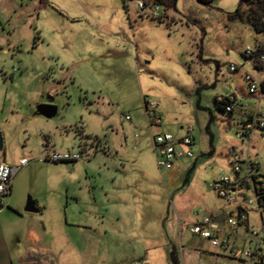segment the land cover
<instances>
[{
  "label": "rangeland",
  "instance_id": "1",
  "mask_svg": "<svg viewBox=\"0 0 264 264\" xmlns=\"http://www.w3.org/2000/svg\"><path fill=\"white\" fill-rule=\"evenodd\" d=\"M238 4L176 0L174 9L159 5L165 25L140 16L135 0H0V163L27 160L0 206V264H174L172 250L175 264L213 261L214 248L189 228L234 211L210 186L231 174V147L241 175L250 161L264 176V135L237 138L240 116L228 126L214 100L235 93L243 103V76L264 78L244 54L264 49V34L227 18ZM48 97L56 114H35ZM249 99L264 111V92ZM146 102L160 128L150 126ZM188 126L194 156L161 178L153 134L183 136ZM46 139L82 158L47 159ZM148 175L162 179V192L171 188L162 220L153 208L135 210L134 186ZM29 201L36 212L25 210Z\"/></svg>",
  "mask_w": 264,
  "mask_h": 264
},
{
  "label": "built area",
  "instance_id": "2",
  "mask_svg": "<svg viewBox=\"0 0 264 264\" xmlns=\"http://www.w3.org/2000/svg\"><path fill=\"white\" fill-rule=\"evenodd\" d=\"M139 15L156 18L159 16L158 4H148L145 0H135ZM256 49L247 47L244 54L254 57L259 62H264V53H257ZM237 67L230 65L231 72ZM243 80L249 94L257 90L264 92V78L259 80L246 73ZM224 102V111L232 113L235 109L240 116V129L236 130V137L243 138L252 131L257 130L264 135V111L258 108H250L243 104L238 98L229 96L217 98ZM153 102H146L145 109L151 127H157L161 123L160 115L155 111ZM129 119L128 116L125 117ZM192 127L185 129V135L174 136L171 133H154L153 148L156 155V165L160 170L169 169L175 161L191 159L194 156L191 136ZM47 159L54 162H76L81 159L80 152L59 153L49 139L45 140ZM242 159L236 154L230 156L231 174L220 176L210 184L216 195L227 204H233L235 211L226 216L223 224H219L211 216L196 219L190 226L189 231L201 239L207 240L209 244L220 250L219 254L213 256V261L200 262L198 264H264V176H255L253 170L257 165L248 161V173L241 176ZM27 160L22 158L17 165L11 166L0 163V202L10 190L11 182L19 168L26 165ZM249 190L252 197L244 194ZM252 213V214H251ZM250 215L259 218V226H253ZM219 257L224 261H217ZM131 264H145L143 261H134Z\"/></svg>",
  "mask_w": 264,
  "mask_h": 264
},
{
  "label": "crops",
  "instance_id": "3",
  "mask_svg": "<svg viewBox=\"0 0 264 264\" xmlns=\"http://www.w3.org/2000/svg\"><path fill=\"white\" fill-rule=\"evenodd\" d=\"M236 71H237V69H236ZM235 72V71H234ZM232 95H234L236 98H240V97H238L235 93H232ZM250 95H252V94H250ZM249 93L247 94V95H243L242 94V96H243V104H247L248 105V103L251 101L250 99H249ZM247 96V97H246ZM217 98H219V97H217ZM247 98V99H246ZM216 99V98H215ZM214 99V100H215ZM215 105H216V103H215ZM250 108H257V107H251L250 105H248ZM146 110V109H145ZM219 111V110H218ZM220 112V111H219ZM220 113H222L223 114V116H224V118H225V122H226V124L228 125V126H230L231 125V123H233L234 122V116H238L239 117V114H238V111L235 109L231 114H226V113H224V112H220ZM238 120V122H240V118H238L237 119ZM160 126H161V123H160V125L159 126H157L156 128H160ZM255 131V130H254ZM257 131V130H256ZM158 132H161V131H156L155 133H158ZM236 132V131H235ZM259 132V131H258ZM259 133H261V132H259ZM236 134V133H235ZM251 134V133H250ZM250 134L248 135V136H245V137H243V138H249V136H250ZM239 139H242V138H239ZM240 142H242V140L240 141ZM193 146H194V143H193ZM154 149V148H153ZM233 151H234V147H231V149H230V151H229V155H227V161L225 162V166H226V168H228L229 166H231L230 165V156L232 155V154H234L233 153ZM154 153H155V151H154ZM187 158H185V159H181V160H178V161H175L174 162V165H176V167H180V166H182L180 163L182 162V161H184V160H186ZM243 161V160H242ZM178 165V166H177ZM180 165V166H179ZM173 167V166H172ZM172 167L171 168H169V169H166V170H164V173L165 174H167V172H169V170L170 169H172ZM141 169H143V168H141ZM160 170V169H159ZM171 171V170H170ZM230 171H231V167H230ZM160 175H161V178H162V170H160ZM253 173H254V171H253ZM171 174H172V172H170V176H171ZM241 174V173H240ZM141 175H144V172L142 171L141 172ZM254 175L255 176H259L260 177V175H257L256 173H254ZM164 176V175H163ZM242 176V175H241ZM126 176L124 175L123 176V178H125ZM141 179L139 178V180L138 181H140ZM161 180V181H160ZM128 182H130V180H128ZM185 182H187V179H185V181H184V183ZM162 185L164 186V187H166V184H162V179H158L157 177H151V176H147L146 178H144V180H142L141 181V183L139 184V185H136L135 184V188H136V192H137V194H139V198H137V197H134V202H135V210H138L139 212H142V213H145V211L146 212H152V208H153V210H154V213H153V216L155 217L154 218V220L156 221V220H159L160 218H161V220H162V194H163V192L165 191V193L166 192H168L171 188L169 187L168 188V191L166 190V189H164L163 188V192H162ZM12 188H13V180H12V182H11V186H10V190H9V192H8V194L6 195V196H4L2 199H1V202H0V206L3 204V200L5 199V197H8L10 194H11V192H12ZM167 188V187H166ZM119 189V188H118ZM119 192H120V190H119ZM127 192L129 193L130 191H129V189H127ZM112 194H114V192L112 193ZM118 194V193H117ZM144 194H146V196H144ZM128 195V194H127ZM146 198H147V200H146ZM228 205H231V207H233L234 208V211H235V206L233 205V204H228ZM137 206V207H136ZM141 208V209H140ZM146 208H147V210H146ZM233 211V212H234ZM233 212H229L228 214H227V216L230 214V213H233ZM209 216H211L214 220H216V222H218L219 224H223V220H224V218L222 217L221 219H218L219 217L217 216V215H214V214H210ZM158 222V221H157ZM155 224V223H154ZM212 247V246H211ZM212 248H214V247H212ZM215 249H217V248H214V250ZM214 250H212V252H211V255H212V258H213V256L214 255H216V254H218V253H214L215 251ZM220 259H224V258H222V257H219ZM218 258V259H219ZM144 262V261H143ZM145 263V262H144ZM146 264V263H145Z\"/></svg>",
  "mask_w": 264,
  "mask_h": 264
},
{
  "label": "trees",
  "instance_id": "4",
  "mask_svg": "<svg viewBox=\"0 0 264 264\" xmlns=\"http://www.w3.org/2000/svg\"><path fill=\"white\" fill-rule=\"evenodd\" d=\"M153 4L162 5L165 9H174L176 0H150ZM197 3L210 7L213 0H195ZM156 19L158 23H162L168 25L166 21L160 18H153ZM227 18L229 20H238L247 22L256 33L264 34V0H239L238 6L232 11L227 13ZM257 53H264V49L257 47ZM254 60V67L257 70L264 69V62H259L254 57H249ZM225 98V97H224ZM216 109L220 112H224V102H219L217 98L215 99ZM231 114V113H226ZM97 141V140H96ZM171 259L173 263H176V258L174 254V250L170 253Z\"/></svg>",
  "mask_w": 264,
  "mask_h": 264
},
{
  "label": "water",
  "instance_id": "5",
  "mask_svg": "<svg viewBox=\"0 0 264 264\" xmlns=\"http://www.w3.org/2000/svg\"><path fill=\"white\" fill-rule=\"evenodd\" d=\"M46 103H41L36 106L35 108V114L42 115L46 118L53 117L56 114V106L52 104V98L48 97ZM3 148L2 143V135L0 133V151ZM25 210L28 212H36V208L34 207L33 203L29 201L25 207Z\"/></svg>",
  "mask_w": 264,
  "mask_h": 264
}]
</instances>
